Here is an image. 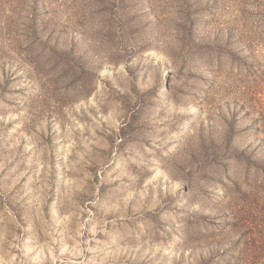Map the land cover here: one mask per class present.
<instances>
[{"label":"rangeland","instance_id":"1","mask_svg":"<svg viewBox=\"0 0 264 264\" xmlns=\"http://www.w3.org/2000/svg\"><path fill=\"white\" fill-rule=\"evenodd\" d=\"M0 264H264V0H0Z\"/></svg>","mask_w":264,"mask_h":264}]
</instances>
